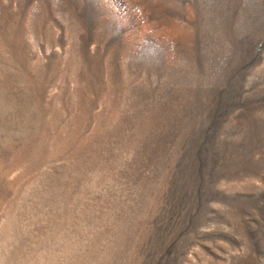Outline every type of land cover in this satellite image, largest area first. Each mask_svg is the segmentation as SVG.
I'll return each instance as SVG.
<instances>
[{
	"label": "rangeland",
	"instance_id": "obj_1",
	"mask_svg": "<svg viewBox=\"0 0 264 264\" xmlns=\"http://www.w3.org/2000/svg\"><path fill=\"white\" fill-rule=\"evenodd\" d=\"M0 264H264V0H0Z\"/></svg>",
	"mask_w": 264,
	"mask_h": 264
}]
</instances>
